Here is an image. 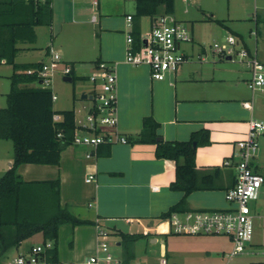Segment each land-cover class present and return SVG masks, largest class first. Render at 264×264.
<instances>
[{
  "label": "crops",
  "instance_id": "crops-1",
  "mask_svg": "<svg viewBox=\"0 0 264 264\" xmlns=\"http://www.w3.org/2000/svg\"><path fill=\"white\" fill-rule=\"evenodd\" d=\"M174 1L173 15L177 10L180 16L189 20V10L181 12V3ZM50 2L53 10L51 26L36 27V42L20 44L18 52L31 53L32 56L20 60L17 54L16 62H50L53 50L61 57L56 74L62 75L64 80L66 76L61 72V64L68 63L73 68L71 78L75 77L77 81L88 79L90 82L80 91L85 100L90 99L94 93L95 85L89 77L97 71L98 64L106 62L111 66L116 65L118 129L128 143L102 144L110 145L111 154L100 155L98 149L91 157L87 155L94 151L92 147L71 145L62 151L59 165L22 164L18 173L25 181L60 179L62 204L78 218L89 222L76 226L79 229L76 230L79 231V239L89 238V258L97 252V226L119 235L121 232L148 235L152 232L146 231L142 225L150 227L154 220L184 198L183 192L170 188L176 180L175 162L157 158L156 144L134 143V138L142 131L146 117H153L160 124L158 134L161 140L188 141L194 133L200 134L201 141L206 137L209 139V144L196 145V165L216 188L191 193L187 197V209L231 208L226 200V192L236 183L237 144L246 136L251 119L264 121V93L256 94V91L249 88L248 82L252 78L249 68L245 66L246 69L239 70L213 57L209 61L198 59V55L209 54L204 45L195 43L194 24H190L194 41L183 46V51L191 59L176 72L167 74L164 80H153L147 65L136 67L126 61L128 34L137 29L141 32V38H146L155 18L136 19L135 0H100L97 8L93 6L92 0ZM130 15L133 17L132 26L128 22ZM147 18L150 20V31L145 29ZM230 20L232 21L225 20L223 25L219 24L241 38L249 49L256 50L264 63V54L260 56L259 52V34L264 38L259 18L255 23L256 28L258 27V30L255 29L257 38L251 36L252 28L248 31L253 42L245 38L244 31L236 26L233 19ZM208 21L218 23L214 15ZM36 84H31L30 87L37 86ZM55 86H59L57 80ZM75 93L74 99L77 98ZM57 101L58 98L54 103ZM92 106H85L84 109L88 112ZM68 108V103L60 101L56 110L73 109L76 112V108ZM76 119H81L77 113ZM260 143L261 155L255 159L253 166L264 175V135L261 136ZM104 147L102 151L106 150ZM13 159L14 154L13 157H6L5 166V158L0 155L1 177L12 167ZM90 176H94V180L87 182ZM259 201L264 209V199ZM260 206L258 201L252 204L256 230L257 221L261 229L259 220H264L263 211H259ZM216 239L223 242L218 241L207 250L211 261L209 264H226V255L232 249V242L228 237ZM38 244L42 243L33 244L23 251L20 248L11 250L5 264H13L17 256L27 254ZM254 244L257 243L252 241L248 248Z\"/></svg>",
  "mask_w": 264,
  "mask_h": 264
},
{
  "label": "trees",
  "instance_id": "trees-1",
  "mask_svg": "<svg viewBox=\"0 0 264 264\" xmlns=\"http://www.w3.org/2000/svg\"><path fill=\"white\" fill-rule=\"evenodd\" d=\"M136 19L156 17L162 14L173 15L174 0H135ZM53 10L50 0H0V62L13 65L11 89L7 94V105L0 108V140H11L14 145L12 167L0 179V264H5L8 253L18 249L22 243L41 234L43 243L54 242L53 248L44 254L47 264H62L59 260L58 239L62 225H85L62 204L61 181H25L18 173L22 164L59 165L64 149L73 145L76 124L75 110L55 111L53 92L31 86L39 82L37 72L43 63L19 64L16 57L20 44L36 42V27L51 26ZM224 24V21H217ZM132 36L135 45L141 42V32L134 29ZM73 69V68H72ZM71 77V74L69 75ZM73 82L77 79L72 77ZM61 120L54 121V115ZM160 124L153 117H146L142 131L134 138V143L156 144V156L174 161L176 180L170 188L184 193V198L162 218L173 212L188 211L187 197L196 191L213 190L206 175L197 169L194 144H209L206 137L202 141L199 133H194L188 141H165L158 138ZM203 134V133H202ZM206 134V133H205ZM207 136V134H206ZM103 146L106 149L102 151ZM100 155H110V145H101ZM122 243L130 246L143 234L121 232Z\"/></svg>",
  "mask_w": 264,
  "mask_h": 264
},
{
  "label": "built area",
  "instance_id": "built-area-1",
  "mask_svg": "<svg viewBox=\"0 0 264 264\" xmlns=\"http://www.w3.org/2000/svg\"><path fill=\"white\" fill-rule=\"evenodd\" d=\"M42 2L46 0H40ZM188 1V0H185ZM97 8L100 0H92ZM133 17L128 16L129 26ZM251 36L257 38L256 30ZM194 41L189 28L179 23L173 15L162 14L153 19L150 33L141 38L135 45L131 33L127 36L128 49L126 61L132 66L147 65L153 80H164L169 73L176 72L191 57L185 54L183 46ZM212 52L221 58L243 64L251 71L252 78L248 86L252 91L264 90V63L259 59L257 51L249 49L241 38L234 34L228 35L222 44L215 43ZM52 61L43 63L38 70H27L26 73L37 72L40 80L37 87L50 89L54 75L60 63V55L51 50ZM198 59L207 60L206 56L198 55ZM72 66H66L61 72L64 76L72 73ZM89 80L95 85L92 95L93 106L86 113L85 119H76L77 128L73 145L90 146L94 149L87 156L91 157L102 144L117 142L128 143L125 136L119 133L118 106V74L117 66L101 62ZM57 96L53 94V102ZM61 120L60 115H54V121ZM264 135V121L251 119L248 123L246 136L237 144L236 164L237 176L235 185L226 192V200L231 205L227 210H188L173 212L167 218H158L150 227L142 225L148 232L158 235H207L226 236L232 242V249L226 255V264H235V257L246 253L255 232V216L252 204L264 199V175L254 169L253 163L259 156L260 138ZM93 153V154H92ZM90 176L87 182H92ZM157 189V188H156ZM110 232L97 226V252L85 264H113L114 257L109 253L107 239ZM53 242L35 245L27 254L15 258L13 264H47L43 254L53 248ZM167 264L166 259L161 261Z\"/></svg>",
  "mask_w": 264,
  "mask_h": 264
},
{
  "label": "rangeland",
  "instance_id": "rangeland-1",
  "mask_svg": "<svg viewBox=\"0 0 264 264\" xmlns=\"http://www.w3.org/2000/svg\"><path fill=\"white\" fill-rule=\"evenodd\" d=\"M177 2L181 3V12L189 10L188 15L190 19L188 20L183 18V16H180L177 10L173 16L179 23L187 28H190V24H194L195 43H201V45L206 47L209 54L206 55L207 61L213 57L216 58L217 61L222 60V63L231 65L236 69H246V67L239 63V61L232 63L230 60L221 58L218 55H213L212 46L215 43L222 44L224 39L232 33L225 26L216 22L208 23V20L212 18V15H214L215 19L224 21L225 23V20L229 19V21H232L230 19H233L236 26L240 27L241 30L244 31L245 38L250 42H253L255 38L253 39L251 36H248V31L250 28L258 30V27L256 28L255 26L258 18L259 25H262V28L264 29V25L262 24L264 23V0H189L187 2L177 0ZM146 20L147 26L145 29H149L150 31V20L149 18ZM258 41L260 56H262L264 54V38L260 34ZM31 56V53H18V58L20 60L29 59ZM69 65L70 64L68 63L61 64V71ZM79 65L80 64H78V66ZM81 65L86 66V64ZM13 73V65L0 62V108H4L7 105L6 95L11 89L10 77ZM56 75H54L53 84L50 87L51 90H54V95L58 98V101L54 103V110L58 111L56 109L59 107V102L63 101L68 103V109H71L72 107L76 108L77 115L81 119H85L87 112L84 107L92 106L93 100L83 99L80 91L82 87L90 84V82L88 79H85L86 81L78 80L74 84L64 81L62 75ZM55 80L59 82V86L57 88L55 86ZM74 93L77 96L76 99L73 97ZM263 93L264 92L256 91V94ZM0 144L2 145L0 147V155H3L5 158L4 165L7 166L6 157H13L14 145L11 140H0ZM259 155L261 154L259 153ZM1 178L2 177L0 176V179ZM260 204L261 201L258 200V206H260ZM260 210L264 213L262 206H260L259 211ZM259 223L261 224V229L258 227L257 221V230L255 229L252 239L253 243L257 244L250 246L245 254L235 257L233 263L264 264V220H259ZM76 230L79 229L71 224L62 225L60 228L58 251L59 260L61 262H85L90 256L88 248L90 247L89 238L79 239V231L77 232ZM216 238L227 237L207 235L186 236L174 234L158 235L152 232L148 235H144L142 238L129 246L126 243H122L123 240L121 235L110 232L107 244L109 247V253L117 262H114L113 264H162L161 261L163 259L167 260V264H209L211 261L209 260L207 250H209V247L213 246V244H216L218 241L223 242ZM119 242L121 245H119ZM36 243L43 244V238L39 234L24 241L20 246V251L26 250L28 247Z\"/></svg>",
  "mask_w": 264,
  "mask_h": 264
},
{
  "label": "water",
  "instance_id": "water-1",
  "mask_svg": "<svg viewBox=\"0 0 264 264\" xmlns=\"http://www.w3.org/2000/svg\"><path fill=\"white\" fill-rule=\"evenodd\" d=\"M231 58L230 57H228L227 58V60H230ZM64 81H66V82H72L73 81V79L71 78V77H69V76H66L65 78H64ZM84 98H87V96L86 95H84L83 96ZM90 99H92V96H90ZM161 140V138L159 137L158 138V141H160ZM196 143L194 144V146L196 147Z\"/></svg>",
  "mask_w": 264,
  "mask_h": 264
}]
</instances>
